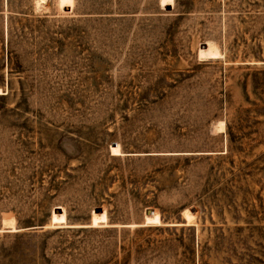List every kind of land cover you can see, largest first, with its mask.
Instances as JSON below:
<instances>
[{
	"label": "rangeland",
	"instance_id": "1",
	"mask_svg": "<svg viewBox=\"0 0 264 264\" xmlns=\"http://www.w3.org/2000/svg\"><path fill=\"white\" fill-rule=\"evenodd\" d=\"M0 89V264H264V0H0Z\"/></svg>",
	"mask_w": 264,
	"mask_h": 264
},
{
	"label": "bare ground",
	"instance_id": "2",
	"mask_svg": "<svg viewBox=\"0 0 264 264\" xmlns=\"http://www.w3.org/2000/svg\"><path fill=\"white\" fill-rule=\"evenodd\" d=\"M220 53H219V50L218 48L214 47L213 45L207 43L206 44V56L208 58H214L216 56H219ZM0 94H2V91L0 89Z\"/></svg>",
	"mask_w": 264,
	"mask_h": 264
}]
</instances>
